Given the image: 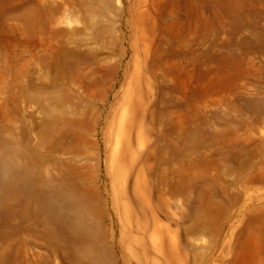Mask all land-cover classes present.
Wrapping results in <instances>:
<instances>
[{
  "label": "rangeland",
  "instance_id": "rangeland-1",
  "mask_svg": "<svg viewBox=\"0 0 264 264\" xmlns=\"http://www.w3.org/2000/svg\"><path fill=\"white\" fill-rule=\"evenodd\" d=\"M0 264H264V0H0Z\"/></svg>",
  "mask_w": 264,
  "mask_h": 264
}]
</instances>
